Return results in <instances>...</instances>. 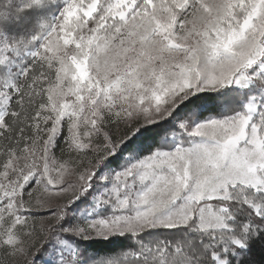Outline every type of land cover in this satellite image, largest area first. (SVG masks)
<instances>
[{"label": "snow or ice", "instance_id": "snow-or-ice-1", "mask_svg": "<svg viewBox=\"0 0 264 264\" xmlns=\"http://www.w3.org/2000/svg\"><path fill=\"white\" fill-rule=\"evenodd\" d=\"M0 264H264V0H0Z\"/></svg>", "mask_w": 264, "mask_h": 264}]
</instances>
